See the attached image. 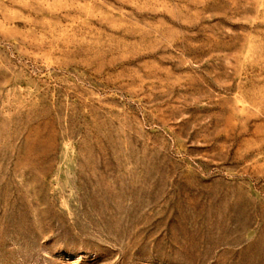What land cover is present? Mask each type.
Returning a JSON list of instances; mask_svg holds the SVG:
<instances>
[{"label":"rangeland","instance_id":"obj_1","mask_svg":"<svg viewBox=\"0 0 264 264\" xmlns=\"http://www.w3.org/2000/svg\"><path fill=\"white\" fill-rule=\"evenodd\" d=\"M0 264H264V0H0Z\"/></svg>","mask_w":264,"mask_h":264}]
</instances>
